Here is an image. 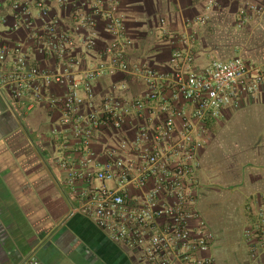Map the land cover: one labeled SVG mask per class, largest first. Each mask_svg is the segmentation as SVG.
<instances>
[{
  "label": "built area",
  "instance_id": "2783aa9c",
  "mask_svg": "<svg viewBox=\"0 0 264 264\" xmlns=\"http://www.w3.org/2000/svg\"><path fill=\"white\" fill-rule=\"evenodd\" d=\"M230 1L238 4L239 29L264 15V0ZM218 4L206 0V9ZM208 18L201 15L188 24L195 28ZM165 24L160 20L164 36L169 35ZM100 33L107 36L102 46ZM132 45L121 0H0V96L27 110L47 104L61 112V125L70 128V136L54 131L55 142L62 150L72 146L81 154L77 164L58 160L67 182L101 184L83 192L81 212L133 252L138 264H215L214 234L196 209L195 159L208 122L244 97L264 92V62L237 56L196 72L189 67L191 54L176 51L171 70L160 72L131 62ZM42 60L53 65L45 67ZM110 72L142 80L144 92L132 99L125 82L113 83L98 98L94 83ZM54 86L65 92L54 94ZM181 98L193 107L188 115L173 105ZM85 105L89 112L83 111ZM151 109L158 122L140 125L134 140H120L110 148L113 166H95V135L119 131L129 116ZM106 182L115 187H106ZM129 184L141 192L135 198L126 194ZM19 264L41 262L30 255Z\"/></svg>",
  "mask_w": 264,
  "mask_h": 264
},
{
  "label": "crops",
  "instance_id": "0c3cea01",
  "mask_svg": "<svg viewBox=\"0 0 264 264\" xmlns=\"http://www.w3.org/2000/svg\"><path fill=\"white\" fill-rule=\"evenodd\" d=\"M237 11L238 4L230 0H219L210 10L206 0H121L133 41L129 60L160 72L171 70L176 51L191 54L189 67L196 72L213 61L237 56L251 63L264 62V15L239 29ZM205 14L209 16L206 24L195 28L188 24ZM158 18L165 20L174 39L161 34ZM194 33L195 39L190 40ZM100 35L102 46L107 36ZM30 59L34 62L33 56ZM41 65L53 64L42 60ZM122 82L132 99L145 90L142 80L110 72L94 83L98 98L111 84ZM52 92L61 95L65 89L54 86ZM173 105L187 115L193 110L182 98ZM90 109L83 107L84 112ZM61 116L47 104L27 110L0 96V264H19L30 255L41 264H138L133 252L81 212L83 192L101 184L67 182L58 160L63 157L77 164L81 154L72 146L62 150L55 142L54 131L70 136ZM157 122L158 113L151 109L129 116L119 131L96 134L91 144L95 166H113L108 150L120 140H134L140 125ZM207 128L193 179L196 209L214 234L215 264H264V92L244 97L238 106L208 122ZM104 185L115 187L114 182ZM140 193L133 184L126 187L129 198Z\"/></svg>",
  "mask_w": 264,
  "mask_h": 264
},
{
  "label": "rangeland",
  "instance_id": "374dc122",
  "mask_svg": "<svg viewBox=\"0 0 264 264\" xmlns=\"http://www.w3.org/2000/svg\"><path fill=\"white\" fill-rule=\"evenodd\" d=\"M158 19H159V18H158ZM160 19H161V18H160ZM160 19H159V20H160ZM161 20H162V19H161ZM163 20H164V19H163ZM164 21H165V20H164ZM133 264H134V263H133Z\"/></svg>",
  "mask_w": 264,
  "mask_h": 264
}]
</instances>
